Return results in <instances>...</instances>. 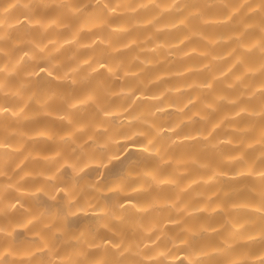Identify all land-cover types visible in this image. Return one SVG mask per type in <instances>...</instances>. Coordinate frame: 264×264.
Instances as JSON below:
<instances>
[{
	"label": "clouds",
	"instance_id": "obj_1",
	"mask_svg": "<svg viewBox=\"0 0 264 264\" xmlns=\"http://www.w3.org/2000/svg\"><path fill=\"white\" fill-rule=\"evenodd\" d=\"M0 264H264V0H0Z\"/></svg>",
	"mask_w": 264,
	"mask_h": 264
}]
</instances>
